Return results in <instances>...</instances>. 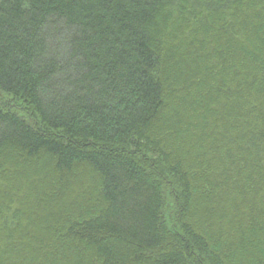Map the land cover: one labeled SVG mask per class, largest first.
Listing matches in <instances>:
<instances>
[{"label": "trees", "instance_id": "obj_1", "mask_svg": "<svg viewBox=\"0 0 264 264\" xmlns=\"http://www.w3.org/2000/svg\"><path fill=\"white\" fill-rule=\"evenodd\" d=\"M0 264H264V0H0Z\"/></svg>", "mask_w": 264, "mask_h": 264}, {"label": "rangeland", "instance_id": "obj_2", "mask_svg": "<svg viewBox=\"0 0 264 264\" xmlns=\"http://www.w3.org/2000/svg\"><path fill=\"white\" fill-rule=\"evenodd\" d=\"M25 166H27V168H31V164L27 163ZM51 195V193H50Z\"/></svg>", "mask_w": 264, "mask_h": 264}]
</instances>
